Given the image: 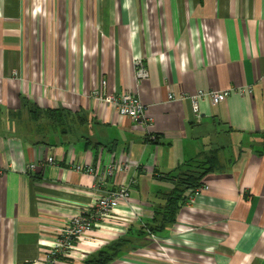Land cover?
<instances>
[{
  "label": "crops",
  "instance_id": "1",
  "mask_svg": "<svg viewBox=\"0 0 264 264\" xmlns=\"http://www.w3.org/2000/svg\"><path fill=\"white\" fill-rule=\"evenodd\" d=\"M101 81L148 123L96 101ZM238 88L198 115L181 98ZM29 107L84 117L85 137L23 135ZM208 160L220 168L150 232L175 174ZM110 164L130 167L103 187L73 170ZM0 172V264H41L71 218L125 186L129 203L61 264L114 250L109 264H264V0H0Z\"/></svg>",
  "mask_w": 264,
  "mask_h": 264
},
{
  "label": "built area",
  "instance_id": "2",
  "mask_svg": "<svg viewBox=\"0 0 264 264\" xmlns=\"http://www.w3.org/2000/svg\"><path fill=\"white\" fill-rule=\"evenodd\" d=\"M133 67L136 82L148 78V72L141 60H135L133 62ZM234 92L244 94L247 90L246 88H238L223 91H198L193 96L187 95L181 96V98L189 100L192 104L193 113L198 115V101L200 99L209 98L212 104H220ZM91 96L100 104L111 106L121 117H129L136 122L144 124L148 123V120L144 116L146 111L145 106H143L139 99L133 94L124 93L121 95H108L106 92V82L101 81L99 86L91 92ZM172 98L173 95H169V99ZM47 163L53 164V158H48ZM129 167V164L122 166L110 164L101 170V172L96 173L95 169L90 166L74 165L73 170L94 175L97 186L103 187L108 185V180L113 177L117 170H127ZM33 169L34 165L28 167L29 171H32ZM200 190L201 188L197 189L194 192V195L200 192ZM129 199L130 192L128 186L115 190L103 191L100 198L92 207L84 210L67 222L65 227L58 234L53 247L44 255L41 264H61L62 260L67 258L77 240H79L84 234L92 232L95 225L103 218L110 216L114 209H116L121 203H129Z\"/></svg>",
  "mask_w": 264,
  "mask_h": 264
},
{
  "label": "trees",
  "instance_id": "3",
  "mask_svg": "<svg viewBox=\"0 0 264 264\" xmlns=\"http://www.w3.org/2000/svg\"><path fill=\"white\" fill-rule=\"evenodd\" d=\"M45 112L56 113V114H66L64 112H58L53 110H48ZM73 116V115H72ZM218 164H215L213 160H208L206 163L197 166L195 169H189L183 172H178L173 177V182L175 184V189L169 195H165V206L164 208L157 213V220L159 224L156 227H151L150 232L160 231L167 226H170L175 221V215L178 210V206L182 203H185L186 197H184L185 191H190L194 193L197 189L202 187L201 179L202 177L212 171H216L220 168ZM217 166V168H215ZM115 252V250H114ZM101 253L96 258L87 260L83 264H109L113 259V253Z\"/></svg>",
  "mask_w": 264,
  "mask_h": 264
},
{
  "label": "rangeland",
  "instance_id": "4",
  "mask_svg": "<svg viewBox=\"0 0 264 264\" xmlns=\"http://www.w3.org/2000/svg\"><path fill=\"white\" fill-rule=\"evenodd\" d=\"M26 112L28 113V128L23 131V135L43 139L53 138V134L57 133L62 140H65L69 136L74 137L77 133L78 138L85 137L84 125L87 121L84 117L45 112L35 107H29ZM10 118L13 123L21 121V117L17 115H11ZM13 132L19 134L21 130L16 128Z\"/></svg>",
  "mask_w": 264,
  "mask_h": 264
}]
</instances>
